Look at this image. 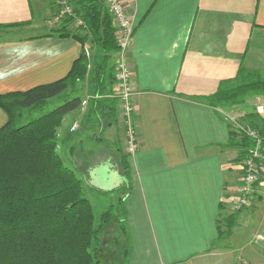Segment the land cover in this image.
Returning <instances> with one entry per match:
<instances>
[{
    "label": "crops",
    "instance_id": "obj_1",
    "mask_svg": "<svg viewBox=\"0 0 264 264\" xmlns=\"http://www.w3.org/2000/svg\"><path fill=\"white\" fill-rule=\"evenodd\" d=\"M63 1L0 0V25H10L0 27V94L70 73L86 47L41 20L55 4L50 16L63 11ZM123 1L135 22L126 56L137 151L126 150L118 99L91 86L94 97L89 91L82 110L64 118L61 158L91 190L124 198L119 222L132 241L128 255L145 257L159 241L161 264H264V193L235 209L242 161L229 142L231 126L244 120L205 98L241 65L264 75V0ZM105 106L114 121L102 130ZM8 120L0 107V128ZM221 213L236 220L224 237Z\"/></svg>",
    "mask_w": 264,
    "mask_h": 264
},
{
    "label": "trees",
    "instance_id": "obj_2",
    "mask_svg": "<svg viewBox=\"0 0 264 264\" xmlns=\"http://www.w3.org/2000/svg\"><path fill=\"white\" fill-rule=\"evenodd\" d=\"M63 2L66 17L57 32L76 38L84 47L91 41L96 46L93 68L89 72L84 49L65 78L0 94V107L9 115L0 128V264H101L100 234L111 211H103L96 219L83 181L57 151V129L67 114L81 107L80 95L67 94L88 73L95 95L113 94L115 63H109L120 51L118 31L105 0ZM76 21L80 26L71 29ZM260 76L241 65L235 78L222 81L217 92L205 98L213 107L242 104L247 96L264 95ZM47 107L50 110L38 117L18 121L25 110ZM100 109L103 130L113 124L114 113L109 106ZM245 119L241 126H231L229 145L238 150V162L249 157L256 144L247 129L264 135V120L257 111ZM124 168L128 172L129 167ZM235 222L233 214L228 226Z\"/></svg>",
    "mask_w": 264,
    "mask_h": 264
},
{
    "label": "rangeland",
    "instance_id": "obj_3",
    "mask_svg": "<svg viewBox=\"0 0 264 264\" xmlns=\"http://www.w3.org/2000/svg\"><path fill=\"white\" fill-rule=\"evenodd\" d=\"M51 9L57 10L58 5L55 4V6H51ZM51 9L48 11V14L41 17V20L42 19L48 20V21L51 20L49 22L50 25L57 31L58 29H60V27L63 26L62 24H63V21L66 15L61 10L59 11L58 15L50 16V12H52ZM50 17H52V19ZM8 26L10 25L9 24L0 25V27H3V28L8 27ZM77 26H80V23L76 21L74 24L70 25V28L75 30ZM85 47H86L85 54L88 59L87 67H88L89 72H91L93 68V63H94L96 46L92 44L91 41H87V43L85 44ZM114 63H115V56L112 58L109 65L112 66ZM262 77H264V75H262ZM91 86H92L91 78L88 73L84 81L77 82L73 87H71V89L68 91L67 96L70 97L74 95H80V97L83 100H89V98H92L89 93V91H91L92 93V90L90 88ZM109 95L113 96L112 93H109ZM93 97H94V94H93ZM262 104H264V95H257V96L254 95V96L245 97V101L242 104H237L234 106H229V105H223V106L234 109V113H236L238 117H241L240 119H243L244 123H246L245 121L246 116L249 113L255 112L256 107ZM83 105L84 104H82L81 107L78 109L79 112L82 110ZM48 110H50V108L48 107L42 110H38V111L25 110L23 114H21V117L18 119V121L20 123L27 122L31 118L38 117L41 114L47 112ZM63 124H64V119L62 120L61 126H63ZM74 125H77V127L75 128L77 129L78 124H74ZM61 126L57 129V134H58L57 151L60 156L61 154L63 155V151L60 152V150H58V146L60 145L59 133L61 131ZM236 164H239V163L236 161ZM83 184H84V195L90 199L93 209H94L95 217L97 220H99L100 215L103 211H106V210L111 211V217L100 234V244L98 246V256L101 261V264H132V262H134L135 264H141V263L161 264V262L163 261L162 259L163 256L161 258L160 252L162 251L164 253L165 250L162 245H159V241H156L157 242L156 247L158 250H154V249L150 250L149 252L150 254L147 255L146 253L145 257L137 256V255L132 256L131 254L132 252L130 253V255L127 254L128 248H130V246L132 245V241L127 239L124 228H123L124 226L122 223L119 222L121 213L123 211L121 207L123 208V206L119 204L120 202H119L118 194L116 193H110V194L108 193V195L101 194V193H98L97 190H96L97 192L93 191V189L91 190L90 189L91 186L89 187V185H86L85 183ZM224 215L225 214L221 213L220 220H219V223H220L219 229L222 232L223 237L227 235V233L233 228V227L230 228L228 226V219L230 216L229 215L224 216ZM175 242L177 243L176 240ZM165 243L168 246H171L174 244V242H171V240H168Z\"/></svg>",
    "mask_w": 264,
    "mask_h": 264
},
{
    "label": "built area",
    "instance_id": "obj_4",
    "mask_svg": "<svg viewBox=\"0 0 264 264\" xmlns=\"http://www.w3.org/2000/svg\"><path fill=\"white\" fill-rule=\"evenodd\" d=\"M105 2L118 31L120 45L119 59L115 65L116 79L113 86V96L118 99L120 104L121 117L125 125L126 150L129 154H134L138 148V134L134 124L135 104L133 98L135 89L132 85V72L126 50L133 42L135 22L123 0H105ZM69 10L66 8V11ZM256 111L264 120V104L258 105ZM76 127L77 125H74L73 129ZM246 132L255 140L256 144L249 151V157L242 160L240 182L235 200V209L237 210L249 206L258 193H264V135L254 129H247Z\"/></svg>",
    "mask_w": 264,
    "mask_h": 264
}]
</instances>
